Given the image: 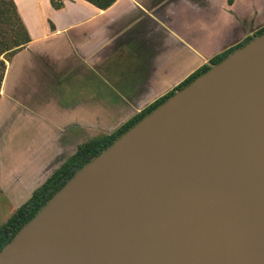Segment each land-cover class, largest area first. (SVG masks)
Segmentation results:
<instances>
[{
	"label": "water",
	"instance_id": "1",
	"mask_svg": "<svg viewBox=\"0 0 264 264\" xmlns=\"http://www.w3.org/2000/svg\"><path fill=\"white\" fill-rule=\"evenodd\" d=\"M0 264H264V33L78 169Z\"/></svg>",
	"mask_w": 264,
	"mask_h": 264
},
{
	"label": "crops",
	"instance_id": "2",
	"mask_svg": "<svg viewBox=\"0 0 264 264\" xmlns=\"http://www.w3.org/2000/svg\"><path fill=\"white\" fill-rule=\"evenodd\" d=\"M12 1L30 41L5 60L0 85V179L13 184H2L15 204L10 215L80 144L111 133L259 26L235 36L237 26L215 24L228 6L245 19L241 9L254 0H115L104 9L86 0L60 8Z\"/></svg>",
	"mask_w": 264,
	"mask_h": 264
},
{
	"label": "trees",
	"instance_id": "3",
	"mask_svg": "<svg viewBox=\"0 0 264 264\" xmlns=\"http://www.w3.org/2000/svg\"><path fill=\"white\" fill-rule=\"evenodd\" d=\"M99 8H107L115 0H86ZM232 4L233 0H227ZM54 8L63 6L62 0H51ZM264 33V25L255 30L236 45L212 56L207 64H204L190 73L172 90L158 97L140 111L133 114L126 121L116 127L111 133L97 135L77 147V150L60 167L56 169L41 185L32 191L31 196L18 206L14 212L0 224V250L13 237L15 232L47 202V200L59 190L63 184L85 163L108 147L121 134L127 131L145 115L163 103L175 91L189 84L193 79L207 71L211 65L220 62L230 52L244 45L253 37ZM30 41L29 33L12 0H0V85L5 70V60L9 59L19 48ZM5 56V57H4Z\"/></svg>",
	"mask_w": 264,
	"mask_h": 264
},
{
	"label": "rangeland",
	"instance_id": "4",
	"mask_svg": "<svg viewBox=\"0 0 264 264\" xmlns=\"http://www.w3.org/2000/svg\"><path fill=\"white\" fill-rule=\"evenodd\" d=\"M240 1L245 2V0H240ZM254 1H255V4H254L255 7H253L252 9H249L247 7H243V9H241V11L245 14V19H241L242 17L238 14V12L230 9V6H228V8H226V7L224 8L225 12H221L223 15H220V17H219L220 20H223V21L220 22L219 20H216L215 24L217 26H220L223 29H226L224 27L223 23L225 22L224 20H227L228 21V25H227L228 32H229V29L231 27V24L234 27L237 26L238 29H236V30H238V32L235 34V36L239 35L242 31H245L246 29L248 30V29L256 26L257 24H259L258 28H260L264 24V0H254ZM224 4L225 5L227 4L226 0H224ZM228 16H230L232 18H230ZM234 16H235V20H233ZM207 19H210V18H207ZM211 20H212V18H211ZM237 20H239V21L237 22ZM201 26L203 27V25H201ZM1 150H2V155H3L5 153V151H4V149H1ZM11 154H13V153L11 152ZM0 155H1V153H0ZM3 180L4 179H0V223H2L3 220H5L6 216L11 212L13 207H15V204L7 195L5 189L2 187ZM29 180L33 181L34 179H10L11 182L21 181L22 182L21 184H25V185L28 184ZM8 181H9V179H8ZM7 182L4 183L3 186L5 188L8 186H10L12 188L13 184H7Z\"/></svg>",
	"mask_w": 264,
	"mask_h": 264
},
{
	"label": "built area",
	"instance_id": "5",
	"mask_svg": "<svg viewBox=\"0 0 264 264\" xmlns=\"http://www.w3.org/2000/svg\"><path fill=\"white\" fill-rule=\"evenodd\" d=\"M63 1V0H62Z\"/></svg>",
	"mask_w": 264,
	"mask_h": 264
}]
</instances>
